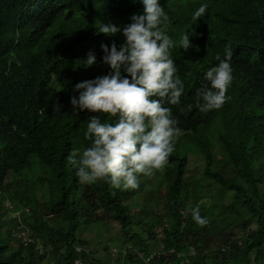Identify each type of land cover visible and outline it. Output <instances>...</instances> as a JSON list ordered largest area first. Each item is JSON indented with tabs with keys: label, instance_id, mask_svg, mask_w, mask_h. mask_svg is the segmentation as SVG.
I'll return each mask as SVG.
<instances>
[{
	"label": "trees",
	"instance_id": "1",
	"mask_svg": "<svg viewBox=\"0 0 264 264\" xmlns=\"http://www.w3.org/2000/svg\"><path fill=\"white\" fill-rule=\"evenodd\" d=\"M34 1L0 0V264H110L80 236L109 223L119 226L120 237L109 240L121 250L120 264H264V0H159L166 13L189 16L180 24L173 17L167 21L165 31L177 45L192 32L191 47H178L186 54H173L184 92L180 105L168 106L181 134L168 163L155 171L157 181L141 175L137 189L83 184L68 163L74 150L90 143L87 119L100 115L73 112V86L104 70L100 58L89 68L82 62L100 42L78 51L79 39L106 12L121 19L128 0H78L82 10L69 0L40 1L51 25L45 1L79 25L71 32L56 28V47L47 44L41 16L28 12ZM202 2L208 3L205 16L193 21L191 13ZM207 17L228 30L220 41L234 50L233 80L223 106L201 113L186 105H195L197 90L208 84L204 72L217 63L212 51L199 50L197 29ZM101 119L111 123L115 117ZM190 155L201 160L197 171L188 169ZM33 159L45 177L35 185L17 180V188H25L11 197L7 178L24 179L19 175ZM44 183L47 202L37 195ZM14 201L19 223L2 231ZM192 207L205 225L192 220ZM22 224L29 241L18 230Z\"/></svg>",
	"mask_w": 264,
	"mask_h": 264
},
{
	"label": "clouds",
	"instance_id": "2",
	"mask_svg": "<svg viewBox=\"0 0 264 264\" xmlns=\"http://www.w3.org/2000/svg\"><path fill=\"white\" fill-rule=\"evenodd\" d=\"M40 1L35 0L28 12L41 16L47 44L56 47V28L71 32L79 25L65 20L60 12L55 13L45 1L51 25ZM69 1L72 7L82 10L78 0ZM140 3L142 6L128 0L127 7H120L121 19H112L106 12L96 28L82 35L78 42V51L94 41L100 42L82 62L89 68L100 58L104 66L102 72L77 82L72 90L78 95L70 97L74 113L87 110L100 114L87 119L84 137L90 141L89 145L83 150H74L68 157V163L83 184L104 181L113 189H137L141 175L150 177L168 163L181 134L168 106L180 105L184 92V81L178 74L173 54H186L180 49L191 47L192 32L186 31L177 45L165 29L170 17L180 24L189 16L166 13L159 0H140ZM207 8V2L200 3L191 13V19L197 21L204 17ZM14 24L19 30V25ZM201 28L197 29L199 50L212 51L217 63L204 72L203 78L208 84L197 90L195 105L189 103L186 109L191 111L195 106L205 113L221 108L228 99L226 92L233 80L234 50L220 41L228 30L214 27L208 17ZM104 114L115 120L111 123L102 120ZM190 211L197 225L207 223L198 207Z\"/></svg>",
	"mask_w": 264,
	"mask_h": 264
},
{
	"label": "rangeland",
	"instance_id": "3",
	"mask_svg": "<svg viewBox=\"0 0 264 264\" xmlns=\"http://www.w3.org/2000/svg\"><path fill=\"white\" fill-rule=\"evenodd\" d=\"M215 135H217V133H215ZM34 160V159H33ZM201 160L199 161V159L195 156V155H190L188 158V169H190L191 171H194V169H196V171L198 170V166L200 165ZM155 173L151 176V179H154L155 182L157 181V178L155 177ZM24 179H18L15 178L14 180H12L11 176L9 178H7V183L9 184V195L12 197L14 194H16V192L21 193V190H24V186L26 184H34L38 181V179L40 177H45V173L42 170L41 166L39 165L38 161H33L32 166L23 171L21 175ZM17 176V177H19ZM20 180L22 181V183L24 184V186L22 185L21 188H17L16 186V181ZM28 181V182H27ZM30 182V183H29ZM48 186L47 184H43L41 186H38V198L41 202H47L48 200ZM1 195V193H0ZM19 196V195H18ZM1 197V196H0ZM206 201H209V199H205ZM16 204V209L11 210L12 212L6 214L3 218H2V223H1V229L2 231H6L7 229H14L16 227V224L19 223V217H18V213H13V211H19L20 209V205L14 201ZM6 203V200L4 201L3 204ZM46 212V211H45ZM47 213V212H46ZM38 215H40V213H38ZM223 225V223H222ZM23 226L26 227L25 224H22L21 228H19L18 230H20L22 233L21 235H24L23 233L26 232V228H24ZM23 227V228H22ZM29 235H30V231H28ZM119 226L117 225V223H109L107 229H105L104 227H102V229L98 228V229H89L86 228V230L80 232V236L83 239H87V240H91V242L93 243L94 248L98 249V252L95 254L97 259H100L102 262H110V264H120V249L116 247V245H114V243H112V241H110V237L111 238H116V237H120L119 236ZM28 234H25V238L26 240L28 239L29 241V236ZM11 244L15 245V243L13 242V240L10 242ZM105 246H110V253H108L107 251H105ZM111 254V255H110ZM47 263H51V260H47Z\"/></svg>",
	"mask_w": 264,
	"mask_h": 264
}]
</instances>
